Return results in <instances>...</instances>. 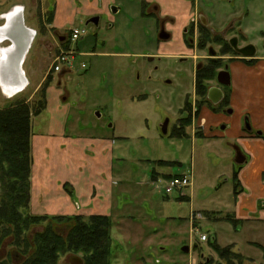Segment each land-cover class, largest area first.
I'll return each mask as SVG.
<instances>
[{
	"label": "rangeland",
	"instance_id": "374dc122",
	"mask_svg": "<svg viewBox=\"0 0 264 264\" xmlns=\"http://www.w3.org/2000/svg\"><path fill=\"white\" fill-rule=\"evenodd\" d=\"M88 1L0 0V16L22 5L27 26L37 31L24 66L30 84L13 98L0 88V110L23 101L35 112L57 55L61 48L67 50L70 46L59 42L57 35L86 27L95 15L91 11L94 6ZM136 1L114 0L121 5L120 14H115L113 7L104 12L105 7L96 6L102 21L98 27L87 26L89 36L72 45L79 54L74 70L63 75L53 73L47 90L49 108L33 117V132L48 134L54 121L65 120L68 131L76 127L72 133L91 135L102 128L116 137L119 160L115 161V176L120 185L115 188L114 199L121 215L127 218L119 217L120 214L111 218L109 264H264V196H254L250 188L244 190L239 177L240 186L235 188L234 149L199 138L202 132L198 122L187 129L188 138L170 136L181 118L186 94L194 91L191 64L178 61L191 55L183 45L179 47L183 29L189 26L181 23L184 11L180 5L185 0L173 3L176 7L167 21H171L168 31L174 40L164 43L158 41L156 21L139 17L131 8ZM199 1L203 11L218 24L216 30L243 17L249 40L260 50L264 48V0ZM57 3L63 28L41 25L38 15L47 14L50 6ZM195 8L192 12H201ZM194 18L197 25L196 15ZM47 42L53 45L52 54L43 48ZM152 55L162 61L149 63ZM36 59H48L45 73L38 67L29 71L31 61ZM168 80L172 83L168 84ZM167 120L170 125L164 135L162 126ZM215 132L223 134V141L229 139L228 132ZM236 146L242 149L239 143ZM181 175L193 178L192 186L184 191L187 196L174 193L167 197L163 188L171 177H165ZM236 193L245 196L239 199ZM244 200L256 208L250 211L247 207L250 213L242 216L246 221H238L234 217L236 202ZM74 225L57 222L53 226L66 238ZM46 226L31 228L28 238L33 241ZM203 235H207V242H202ZM1 236L0 233V262L22 264L26 260L22 245L15 246L12 237ZM194 245H198L197 251L193 250ZM185 246L190 247V253L182 251ZM217 247L231 248L225 255L228 259L217 253ZM69 256H62L59 263L69 264ZM78 256L84 260L83 254Z\"/></svg>",
	"mask_w": 264,
	"mask_h": 264
},
{
	"label": "crops",
	"instance_id": "0c3cea01",
	"mask_svg": "<svg viewBox=\"0 0 264 264\" xmlns=\"http://www.w3.org/2000/svg\"><path fill=\"white\" fill-rule=\"evenodd\" d=\"M167 1L159 0L161 4H167ZM88 2L94 6L91 9L92 12L94 11V16L100 14L99 9L96 8L97 5L105 7L104 12H108V9L115 8V6L116 9L122 10L121 5L114 3V0H89ZM57 5L58 3L51 26L62 29L64 25L60 16L62 12ZM131 8L138 15L140 0H137ZM46 15L45 12L43 17L45 18ZM43 46L47 52L53 53L54 48L50 42ZM42 51H40L41 54ZM46 61L44 59L32 60L28 67L29 71H34L38 67L45 73L44 63ZM65 73L67 72L64 71L61 74ZM237 78L233 101L235 116L230 120V129L227 131L229 141L227 139H225L227 141L223 139L215 141L221 145L226 144L231 149H234L237 143L242 146L241 150L245 154L246 161L243 164L236 163L238 168L235 166L233 171H239L244 190L250 188L254 196H264V178H261L264 177V139L243 136L240 122L244 113L250 112L255 128L264 130V71L251 73L248 77L246 73L239 70ZM248 80L251 81L250 88L247 86ZM48 108L47 105L45 111ZM203 117L207 121L206 132L213 124L214 126L218 124V120L208 112L204 113ZM50 126L53 127H50L48 134L43 132L34 134L33 132L32 136L34 164L31 179V212L36 216L91 217L103 215L114 219V216L120 214L119 217L127 218L121 215L122 210L119 209V205H115L114 199L115 188L120 185V181L115 176V161L119 160V155L116 154L118 150L116 149V137L109 136L106 129L102 128L91 135L72 133L76 127L68 131L65 120L54 121ZM184 196L187 195L184 194ZM244 196L245 193L240 194L238 198L243 199ZM247 207L251 211L256 208V205H246L245 200L236 202V210H234L236 220L246 221L242 216H246L247 212L250 213Z\"/></svg>",
	"mask_w": 264,
	"mask_h": 264
},
{
	"label": "trees",
	"instance_id": "16d2710c",
	"mask_svg": "<svg viewBox=\"0 0 264 264\" xmlns=\"http://www.w3.org/2000/svg\"><path fill=\"white\" fill-rule=\"evenodd\" d=\"M52 20L53 15H51L50 22ZM52 81L53 72L45 80L42 101L36 104L38 108L35 112L23 101L13 107L0 110L1 237H12L15 246L22 245L20 247L24 248V258H26L22 264H60L59 260L62 256L80 253L84 255L85 264H109L113 243L111 217L97 215L87 219L83 216H36L31 212V179L34 163L33 117L41 115L46 110L47 90ZM191 124L192 116L187 120H179V125L173 129L170 136L179 139L188 138L187 129L191 128ZM198 136L201 137L200 134ZM171 164L173 163H169ZM170 177L172 178V176L165 178ZM238 177L239 171L236 170L233 177L236 189L240 186L237 181ZM57 222L75 224L66 238L55 231L53 225ZM44 224H47L45 231L37 234L31 241L27 235L31 228ZM31 248H35L32 253L29 252ZM229 250H231L229 247L227 249L216 248L217 253L225 259H228L225 255ZM237 259L240 260L241 256ZM0 264L11 263L6 261Z\"/></svg>",
	"mask_w": 264,
	"mask_h": 264
},
{
	"label": "flooded vegetation",
	"instance_id": "af4514ba",
	"mask_svg": "<svg viewBox=\"0 0 264 264\" xmlns=\"http://www.w3.org/2000/svg\"><path fill=\"white\" fill-rule=\"evenodd\" d=\"M174 1L176 0H168L167 4H161L159 0H140V12L138 15L139 17L146 19L149 18L156 21L158 41L161 43L174 40V35L172 37V34L168 31V25H171V21H167L169 18H172L170 17V14L176 7L173 5ZM193 3L187 0L181 2V5L179 3L180 9H183L182 11H184L182 14L183 16H181V23L182 25H189L183 29L182 42L179 47L183 45L186 50L191 52V55L190 57H182L178 59V61L191 64V71L194 75V91L193 93L186 94L181 110L182 115L179 120H187L192 116L191 125L198 122L201 127L202 133L199 138L220 140L223 138L222 134L216 133L215 131H219L220 129L222 132H227L230 129V120L235 116L233 101L238 80L237 72L240 70V72L246 73V75L250 77L251 73L264 71V48L260 50L255 43L249 40L248 29L243 24V17L234 18L232 21L230 20L220 31H218L215 29V26L218 24L214 19L210 18L205 11H203L200 1L196 0ZM195 6V9H200L201 12H192V8ZM55 7V5L50 6L45 18L37 14L38 22L41 25H52L50 20L51 15H53L54 20ZM189 9L190 12L193 13L192 15L189 12ZM112 11L115 14H118L121 9H116L115 6ZM189 15L191 16L189 17ZM194 15H196L198 21L197 25H194ZM96 17L99 18L98 25H89L98 27L102 21L101 16L96 15L91 17L86 24ZM89 25L82 28L86 30V35L81 39L89 36L87 30V26ZM73 29L68 30L67 33H64L61 36L57 35L59 42L66 43ZM166 35H169L170 38L164 39L162 37ZM234 43L236 47L233 45ZM248 47L252 48L254 54L245 55L238 52V50H243ZM177 49L178 48L176 47L175 51ZM162 52L167 53L168 51L163 50ZM197 54H199V56H197ZM148 60L149 63H154L156 60L162 61L161 57L155 59V56L153 55L149 56ZM155 70L158 71L159 69L156 67ZM167 83L171 84L172 82L168 80ZM250 85L251 81L248 80V88H250ZM218 92L222 93V97L217 103H215L214 101L219 99ZM206 112L218 120V124L215 126L213 124L208 132H206L205 129L207 121L203 117ZM240 122L242 125L243 136L264 139V130L255 128L250 112H245L241 117ZM169 125L170 121L168 122L167 131L169 130ZM178 125L179 122H177L176 126ZM234 150L235 162L237 164L240 161L245 162L246 157L243 151L236 145L234 146Z\"/></svg>",
	"mask_w": 264,
	"mask_h": 264
},
{
	"label": "water",
	"instance_id": "95a60500",
	"mask_svg": "<svg viewBox=\"0 0 264 264\" xmlns=\"http://www.w3.org/2000/svg\"><path fill=\"white\" fill-rule=\"evenodd\" d=\"M24 9V6L16 5L0 16V21H4L3 25H0V88L4 94L5 89L11 92L12 95L8 98L18 96L30 84L27 75L24 73V65L37 37V31L27 26ZM98 23L99 18L96 17L91 19L86 25H98ZM162 37L164 39L170 38L169 35ZM6 43L9 45H5ZM238 52L245 55L254 54L251 47L238 50ZM218 96L219 99L213 100L215 103L221 99L222 93L218 92ZM168 122L167 120L162 126L164 135L168 134ZM243 163L244 161L238 162V164ZM193 250L197 251L198 245H194ZM182 251L190 253L191 249L185 246ZM68 263L85 264L84 260L78 255H70Z\"/></svg>",
	"mask_w": 264,
	"mask_h": 264
},
{
	"label": "built area",
	"instance_id": "2783aa9c",
	"mask_svg": "<svg viewBox=\"0 0 264 264\" xmlns=\"http://www.w3.org/2000/svg\"><path fill=\"white\" fill-rule=\"evenodd\" d=\"M86 35V30L82 28L73 29L69 35V39L65 44H69V49L63 50L57 55L55 62L52 66L51 71L54 73H61L63 71L71 72L74 70L75 61L77 60L78 49L72 47L73 44H78L81 38ZM192 176L191 175H181L174 176L167 180V184L163 190L165 195L168 197L171 194L179 193L184 196L185 189L192 186ZM207 235L202 236V242H207Z\"/></svg>",
	"mask_w": 264,
	"mask_h": 264
},
{
	"label": "bare ground",
	"instance_id": "6f19581e",
	"mask_svg": "<svg viewBox=\"0 0 264 264\" xmlns=\"http://www.w3.org/2000/svg\"><path fill=\"white\" fill-rule=\"evenodd\" d=\"M3 43H5L4 41H2ZM24 73L26 74V72L24 71ZM5 94L8 96V97H11V92H9V91H6V89H5Z\"/></svg>",
	"mask_w": 264,
	"mask_h": 264
}]
</instances>
